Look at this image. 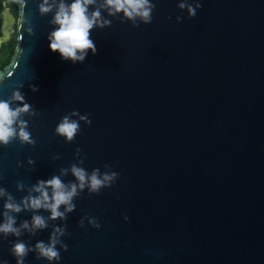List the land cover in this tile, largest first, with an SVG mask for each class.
Wrapping results in <instances>:
<instances>
[{"label": "water", "instance_id": "obj_1", "mask_svg": "<svg viewBox=\"0 0 264 264\" xmlns=\"http://www.w3.org/2000/svg\"><path fill=\"white\" fill-rule=\"evenodd\" d=\"M13 1L17 18L6 4L0 13V49L17 34L0 99L24 85L38 115L21 118L36 144L0 145V187L19 202L39 179L77 182L73 163L120 176L99 193L85 188L67 220L35 235L0 234V259L16 264L10 241L47 243L53 225L67 224L60 261L30 252L25 264H264V0H188L202 4L195 17L184 0H152V22L137 18L138 27L102 9L112 24L91 31L98 51L75 64L49 47L59 0L43 15L42 0ZM74 110L92 124L80 121L69 143L55 128L65 115L79 120ZM14 215L19 224L32 212ZM86 216L100 228L87 218L81 227Z\"/></svg>", "mask_w": 264, "mask_h": 264}, {"label": "clouds", "instance_id": "obj_2", "mask_svg": "<svg viewBox=\"0 0 264 264\" xmlns=\"http://www.w3.org/2000/svg\"><path fill=\"white\" fill-rule=\"evenodd\" d=\"M97 0H71V3H65V0H59L58 8L54 14L51 23L58 25L48 35L50 41L49 47L53 52H59L63 60H70L73 64L77 62H84L88 56L89 50L95 55L98 51L93 39L90 38L91 31L95 27L104 28L112 24V20L105 18L101 10L107 11L109 16L115 17L118 13H123L119 18L121 21L130 20L133 26L138 27L139 21L144 24L152 22V13L156 5L152 0H103L99 7L94 8L89 12V6L96 5ZM53 4L50 0H42L39 4L40 13L46 14L52 10ZM179 7L186 8L190 17H195L197 8L202 7V4L188 3V0L179 4ZM170 18V17H169ZM183 18L177 17V21ZM31 31V29H29ZM24 85L21 84L19 88L14 90L12 96L5 100L0 99V145L7 146L14 139H19L21 144L35 145L36 140L32 137L28 130V121L24 118L25 115L36 116L38 113L30 104L26 95L20 91ZM33 92L39 91V86L30 85ZM12 102L16 103L15 108L11 107ZM71 116L79 117L77 119H70L69 115H65L55 128V133L66 139V142L74 141L78 132H80V121H84L91 126L92 121L89 115H81L74 110L70 113ZM16 125V127H13ZM81 149L77 148L76 155L80 156ZM60 159L58 154L53 156V160ZM30 165H34L35 161L32 158L28 159ZM84 159L79 160V164H83ZM104 167L111 166L105 164ZM68 168H61V175L68 173ZM72 175L76 181L70 184H65L61 176L53 175L48 179H39L32 184L28 189V195L24 196L17 202L13 196L7 192V189L0 187V197L6 196L7 199L3 205V222H0V234L4 238L9 235L21 237L26 230L27 233L35 235L38 231L47 229L49 227L48 221H55L57 219L67 220V215L73 212L76 204L73 202L74 198L80 196L81 192L87 188L90 194L99 193L104 187H111L120 174L116 171L104 172L101 175L100 168H95L89 174V171L77 163H73L70 167ZM19 190H24V183L19 181L17 183ZM64 206L61 211V206ZM31 211V219H25L17 224V216L21 211ZM40 210L50 212V215L45 218L39 214ZM87 218L89 223L95 228H100V224L95 217H82L80 226L84 227V219ZM128 217L125 215V220ZM67 224L53 225L50 233L49 241L46 243L43 240H38L35 245H29L21 239L10 241L11 254L16 258V264H25V258L30 252L36 253V258H45L49 262L60 261L61 254L57 248L60 244L65 251L68 245L63 243L60 239L67 234ZM0 264H8L7 260L0 259Z\"/></svg>", "mask_w": 264, "mask_h": 264}, {"label": "trees", "instance_id": "obj_3", "mask_svg": "<svg viewBox=\"0 0 264 264\" xmlns=\"http://www.w3.org/2000/svg\"><path fill=\"white\" fill-rule=\"evenodd\" d=\"M6 4L11 13L17 18L19 15L18 7L15 1L13 0H0V13L3 5ZM1 18V16H0ZM17 48V34H13L11 40L7 45H3L0 49V71L9 64L13 54H15Z\"/></svg>", "mask_w": 264, "mask_h": 264}]
</instances>
